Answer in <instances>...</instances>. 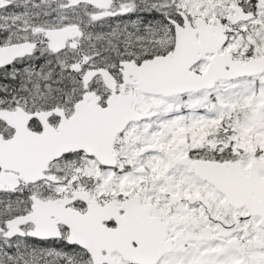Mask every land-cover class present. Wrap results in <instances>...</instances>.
<instances>
[{"label":"snow or ice","instance_id":"snow-or-ice-1","mask_svg":"<svg viewBox=\"0 0 264 264\" xmlns=\"http://www.w3.org/2000/svg\"><path fill=\"white\" fill-rule=\"evenodd\" d=\"M0 264H264V0H0Z\"/></svg>","mask_w":264,"mask_h":264}]
</instances>
